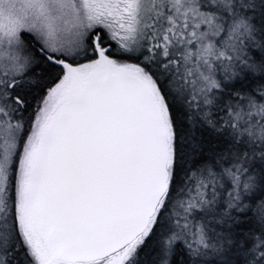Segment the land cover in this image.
<instances>
[{"label":"snow or ice","instance_id":"obj_1","mask_svg":"<svg viewBox=\"0 0 264 264\" xmlns=\"http://www.w3.org/2000/svg\"><path fill=\"white\" fill-rule=\"evenodd\" d=\"M0 264H264V0H0Z\"/></svg>","mask_w":264,"mask_h":264}]
</instances>
